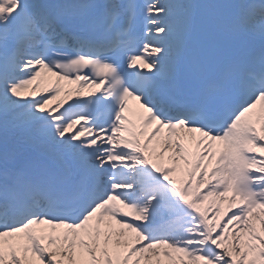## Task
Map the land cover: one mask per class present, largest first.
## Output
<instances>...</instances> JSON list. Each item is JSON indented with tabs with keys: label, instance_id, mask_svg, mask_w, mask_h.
Here are the masks:
<instances>
[{
	"label": "snow or ice",
	"instance_id": "6c2138e0",
	"mask_svg": "<svg viewBox=\"0 0 264 264\" xmlns=\"http://www.w3.org/2000/svg\"><path fill=\"white\" fill-rule=\"evenodd\" d=\"M0 264H264V0H0Z\"/></svg>",
	"mask_w": 264,
	"mask_h": 264
},
{
	"label": "bare ground",
	"instance_id": "6f19581e",
	"mask_svg": "<svg viewBox=\"0 0 264 264\" xmlns=\"http://www.w3.org/2000/svg\"><path fill=\"white\" fill-rule=\"evenodd\" d=\"M27 91H30V89L26 90L24 92V94L26 95L27 94ZM11 136V144L13 146V156L16 158V157H23L25 155L24 151H25V148L26 146H28V144L25 142V140L21 137V134L20 133H11L10 134ZM189 150L192 151V152H195L196 151V147L194 146V144H190L189 146ZM171 155L170 152L168 153H165V157H164V161L165 163H170V161L168 160V157ZM181 164V167H186L184 165V162L181 161L180 162ZM177 178L180 179L182 174L181 173H177Z\"/></svg>",
	"mask_w": 264,
	"mask_h": 264
}]
</instances>
